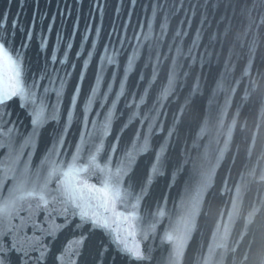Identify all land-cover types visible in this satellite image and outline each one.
<instances>
[{
	"label": "water",
	"instance_id": "95a60500",
	"mask_svg": "<svg viewBox=\"0 0 264 264\" xmlns=\"http://www.w3.org/2000/svg\"><path fill=\"white\" fill-rule=\"evenodd\" d=\"M96 3L103 7L96 9ZM0 17L9 28L17 22V44L27 30L34 34L25 51L29 80L33 73L39 78L46 66L51 70L53 50L66 62L55 65L65 81L59 125L47 120L37 129L31 124L39 100L24 108L19 98L9 103L10 116L4 117L9 123H0V190L6 192L41 167L55 129L70 127L64 144L68 150L73 137L79 138L85 109L97 119L99 103L87 101L105 44L108 55L116 54L113 49L120 55L113 69L117 79L107 72V81L99 85L108 91L111 83L114 89L100 121L120 91L128 56L145 51V36L150 35L152 61L159 64L155 71L144 69V60L133 65L108 138L114 143L119 135L121 149L131 148L137 133L143 143L149 124L156 121L150 150L137 156L130 199L116 206L123 215L114 218V229L126 245L145 259L113 252L106 264H264V0H0ZM41 36L47 37L43 49ZM142 73L146 78L133 97L130 89L135 90ZM169 77L174 84L170 98H164ZM41 84L49 92L41 87L37 94L56 104L59 80ZM141 97L139 108L125 109ZM51 113L45 107L46 116ZM154 163L159 165L155 172ZM37 203L24 202L22 215L27 217L29 208L35 214ZM34 218L43 220L44 215ZM26 231L31 235V229Z\"/></svg>",
	"mask_w": 264,
	"mask_h": 264
},
{
	"label": "snow or ice",
	"instance_id": "6c2138e0",
	"mask_svg": "<svg viewBox=\"0 0 264 264\" xmlns=\"http://www.w3.org/2000/svg\"><path fill=\"white\" fill-rule=\"evenodd\" d=\"M94 7L101 9L103 6L96 3ZM3 19L6 18L0 17V20ZM17 30L16 21L12 22L10 28L5 23H0V108L3 109L0 111V123L7 126L9 121L4 120V117L10 116L8 105L19 98L21 108L29 101L37 105L39 100L31 114V124L35 128L39 129L47 120L59 125L61 109L58 105L63 96L65 81L55 65L59 62L61 66H65L66 62L59 59L53 50L50 58L51 70L46 66L41 70L43 74L39 78L33 73L29 80L25 71V51L34 34L31 29L27 30L25 38L17 44ZM96 31L99 34L101 30L98 28ZM149 37L150 35L145 36V51L137 49L128 56L124 79L120 81V91L116 92V100L112 101V107L108 109L104 120L100 121L99 116L107 107L105 102L110 99V93L114 89L111 83L108 84V91H103L99 85L102 81H107V72L111 73L113 80L117 79L118 71L113 69L118 68L117 57L120 55L115 49L113 51L116 54L108 55L109 46L105 44L104 54L100 55L101 63L95 71L92 94L87 101L88 104L99 103L97 119L93 120L88 115V109H85L82 127L77 129L79 138L73 137V144L69 145L68 150H65L64 144L67 143L66 136L70 127L64 125L55 129L52 146L47 149V159L42 161L41 167L34 173L29 172L22 176L18 184L8 188L6 192L0 190V264H106L108 256L113 252L135 260L145 259L141 253L126 245L124 239L114 229V218L123 215L115 211L116 206L123 207L130 199L129 190L134 186L137 156L150 150L149 137L155 132L156 121L153 119L149 124L148 134L144 135L143 143H139L140 133H137L131 148L126 146L121 149L119 135L116 136L114 143L108 142V138L113 127L114 113L117 111V101L126 95L125 88L133 65L144 60V69L152 67L155 71L159 64L158 60L153 64L151 48L148 46ZM40 41V47L45 48L47 37L41 36ZM72 46L69 42L67 49H71ZM92 47L93 49L98 47L96 41L92 42ZM64 55L67 56L68 52L65 51ZM93 55L92 51L88 52L89 57ZM76 56L80 58L81 53L77 52ZM88 64L89 61L85 59L84 65ZM69 75L71 73L65 71V76ZM80 75L83 78L84 73L81 72ZM145 78L142 73L136 82L135 90L130 89L133 97L139 95L140 85ZM45 79L50 83L57 80L60 82V89L56 90V104L49 105L46 95L37 94L36 90L43 87L41 80ZM173 84V79L169 77L168 85L163 92L164 98H170ZM48 92L49 88L43 87V93ZM147 93L148 89H145V94ZM71 99L73 105H76L77 97L73 95ZM142 104L143 97L139 104L133 99L132 102L125 104V109L139 108ZM48 106L52 109L50 116L45 114V107ZM68 114L72 115L70 109ZM144 122L146 121H142ZM89 123L92 125L91 129L88 128ZM124 128H127V125ZM123 131L124 129H121V132ZM164 151L162 146L160 153ZM118 153H121L119 159ZM160 153H157L158 157ZM158 167V164H152V171L155 172ZM125 184L128 185L127 188ZM32 200L38 201L35 205L36 213L33 214L29 208L30 214L24 217L23 204ZM39 214L44 215L43 220L34 218V215ZM27 229H31V235L27 234ZM64 233L68 235L57 247L56 242ZM94 237H97L98 241H93Z\"/></svg>",
	"mask_w": 264,
	"mask_h": 264
}]
</instances>
